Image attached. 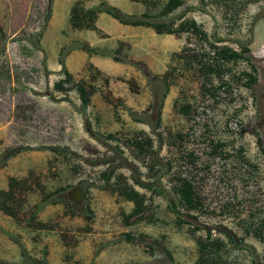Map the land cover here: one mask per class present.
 <instances>
[{"label":"rangeland","instance_id":"rangeland-1","mask_svg":"<svg viewBox=\"0 0 264 264\" xmlns=\"http://www.w3.org/2000/svg\"><path fill=\"white\" fill-rule=\"evenodd\" d=\"M76 1L0 0V189L11 177L31 185L22 190L25 217L43 188L83 191L81 204L68 197L76 213L67 203L38 212L46 229L0 211V264H195L196 238L208 234L225 242L227 263L264 264V231L253 232V225L264 229V0H185L163 18L193 17L207 37L159 34L108 13L99 15V30L75 29L69 20ZM107 1L127 14L146 10L140 1ZM79 41L104 54L88 55ZM213 44L249 46L258 83L234 80L249 66L218 63ZM61 52L78 79L98 76L87 108L75 89H55ZM220 78L231 86L218 89ZM140 132L151 137L155 156H136ZM179 178L195 186L203 208L176 200ZM128 195L143 201V212L134 213L137 202Z\"/></svg>","mask_w":264,"mask_h":264},{"label":"trees","instance_id":"trees-1","mask_svg":"<svg viewBox=\"0 0 264 264\" xmlns=\"http://www.w3.org/2000/svg\"><path fill=\"white\" fill-rule=\"evenodd\" d=\"M132 1H140L145 5L144 13L140 15L136 14H127L124 13L120 8L109 4L107 0H100V2L92 7H87L85 5L84 0H77L71 7L70 11V24L75 29H92V30H99L97 25V21L99 15L101 13H108L112 17L118 19L120 22L124 24L130 25H144L148 27H152L157 33L159 34H181L182 32L188 31L190 33H196L201 36L207 37V33L202 29L201 24L198 23L196 19L193 17H188L182 20L180 23L176 22L175 20L166 21L163 18L165 16L170 15L171 13L175 12L177 9L181 8L185 4V0H167L165 3L162 0H132ZM160 8L159 12H155L156 9ZM48 19V17H47ZM76 46L87 52L88 55L92 56L95 54H104L100 53L101 50L99 47L92 46L89 42L79 41ZM75 46V47H76ZM213 46L217 49V59L218 63H238L240 61H244L249 66L248 69H243L241 73L237 75H233L232 78L235 79H245V84L249 87L258 83V70L256 66L252 63L251 60V49L247 45H242L240 49L231 47L227 44L224 45H214ZM112 56L117 61H122V57L117 55V53H105ZM202 58L206 55L201 54ZM195 57H199V54H196ZM60 64H62V72L63 77L55 83V89L57 91H61L63 93H67L71 89H75L78 92L79 98L81 100V106L83 108H87L91 102L92 98L95 93L99 90L98 85H96L95 80L98 78L97 75L92 74L90 79H78L66 66L64 60V52H61L60 56ZM203 65L200 67L201 71L206 77V73L204 70L208 66L206 62H203ZM90 67L92 69L97 68L91 64ZM210 70L211 67H209ZM209 70V71H210ZM99 71V70H98ZM101 71H99L100 73ZM220 72V71H217ZM232 72V69L231 71ZM170 72L165 74L163 77L164 81H168ZM209 78V73H208ZM223 78V75L220 76ZM220 78V79H221ZM105 82L107 84L110 83V77L105 76ZM206 80V79H205ZM220 86L221 87H230L231 82L227 79H221ZM130 86H135L136 81L126 80ZM205 88L207 89V81L204 82ZM226 86V87H225ZM162 107V105L160 106ZM176 107V106H175ZM183 112L185 114L190 115L192 112L191 105H184ZM141 136L139 140L134 141L133 145L134 151L137 157L144 158L146 156L153 155L155 156L152 147V139L144 132H140ZM175 143V142H174ZM156 162L150 166L149 170L153 171L155 168ZM150 187V186H149ZM31 185H27V183H22L16 177L10 178L9 188L8 189H0V211L14 219L17 223L30 228L35 229H46L49 224L38 219V212L42 210L48 203H67L72 207L73 213H76L74 206L72 205L71 201L69 200L68 196L65 194L66 188L60 187L54 191H46L43 188L42 198L39 203L32 206L31 214L29 217H25L22 213L26 211V205L28 203V199L25 195V192L22 190H30ZM156 189H158L156 187ZM174 197L176 200L183 205L188 210L197 209L199 207H204L203 198L199 195V193L195 190V186L192 183H189L185 179H177V183L174 184ZM128 198L137 202V207L135 208L134 213H141L143 210L140 208L144 207L143 201L140 199L138 200L135 196L128 195ZM175 203V200L173 199ZM228 206H232V203H227L226 208ZM88 219L92 218L91 214L86 215ZM255 226V230H253L256 236H261L264 229L260 225ZM128 239L131 240V235H127ZM16 238V237H14ZM18 240L19 239H15ZM196 241L199 246V254L195 264H229L226 261L225 256L223 255V251L225 250V242L220 238H212V235H206V237H197ZM21 253L23 256L27 254V250L22 244V242H18ZM237 244V243H236ZM47 249V247H45ZM27 257V256H25ZM45 264L47 261L43 260ZM28 264V263H22Z\"/></svg>","mask_w":264,"mask_h":264},{"label":"water","instance_id":"water-1","mask_svg":"<svg viewBox=\"0 0 264 264\" xmlns=\"http://www.w3.org/2000/svg\"><path fill=\"white\" fill-rule=\"evenodd\" d=\"M70 199H75L77 204H81L83 201V191L80 185H76L68 192Z\"/></svg>","mask_w":264,"mask_h":264},{"label":"clouds","instance_id":"clouds-1","mask_svg":"<svg viewBox=\"0 0 264 264\" xmlns=\"http://www.w3.org/2000/svg\"><path fill=\"white\" fill-rule=\"evenodd\" d=\"M69 197V196H68Z\"/></svg>","mask_w":264,"mask_h":264}]
</instances>
